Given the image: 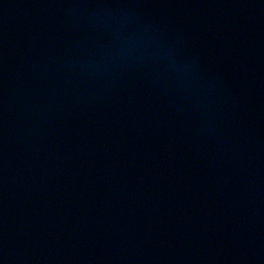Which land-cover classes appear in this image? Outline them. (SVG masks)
<instances>
[{
  "label": "water",
  "instance_id": "obj_1",
  "mask_svg": "<svg viewBox=\"0 0 264 264\" xmlns=\"http://www.w3.org/2000/svg\"><path fill=\"white\" fill-rule=\"evenodd\" d=\"M0 264H264V0H0Z\"/></svg>",
  "mask_w": 264,
  "mask_h": 264
}]
</instances>
